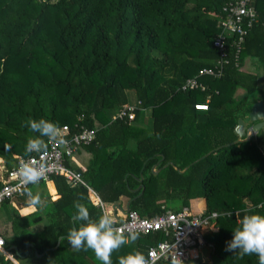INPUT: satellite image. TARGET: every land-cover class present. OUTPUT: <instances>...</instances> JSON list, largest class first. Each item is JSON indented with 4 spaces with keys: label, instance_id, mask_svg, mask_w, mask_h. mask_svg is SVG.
<instances>
[{
    "label": "trees",
    "instance_id": "1",
    "mask_svg": "<svg viewBox=\"0 0 264 264\" xmlns=\"http://www.w3.org/2000/svg\"><path fill=\"white\" fill-rule=\"evenodd\" d=\"M227 1L0 0L2 168L9 171L17 157L27 156V140L38 135L26 126L29 119L67 125L70 133L96 130L95 141L83 146L91 155L80 175L84 184L50 177L57 198L45 208L47 224L39 232L29 227L41 221L40 207L24 217L11 207L12 202L27 205L24 190L0 204L11 224V236L3 240L13 260L102 264L92 250L77 251L67 240L69 230L80 227L73 220L75 200L84 197L91 219L103 215L90 202L89 187L102 203L125 197L129 211L145 218L180 212L190 199L203 198L204 212L218 213L217 230L204 235L207 260L199 255L185 264H259L256 255L237 259L226 248L244 215H264V133L226 145L237 139V120H247L257 101L259 75L242 69L245 59L261 66L264 76V0H252L257 22L247 32L239 59L230 52L220 78L202 79L210 94L205 123L198 122L201 112L193 106L204 102L205 94L179 90L215 61L212 41ZM88 84L92 92L84 88ZM126 91L136 97L132 120L116 118L131 105ZM147 108L152 111L150 130L133 126ZM65 165L71 169L67 160ZM164 239L162 232L139 234L134 243L113 252V264L135 250L146 254ZM0 264L14 262L1 255Z\"/></svg>",
    "mask_w": 264,
    "mask_h": 264
},
{
    "label": "built area",
    "instance_id": "2",
    "mask_svg": "<svg viewBox=\"0 0 264 264\" xmlns=\"http://www.w3.org/2000/svg\"><path fill=\"white\" fill-rule=\"evenodd\" d=\"M220 17L218 33L212 41V48L217 53L215 61L210 66L200 68L179 88L181 92L199 91L205 94L204 102H197L193 105L194 109L199 112L208 110V100L210 99L207 85L203 83L202 79L220 78L229 63L230 52L236 61L239 59L247 32L257 22L252 0H228L221 7ZM135 108V105L123 106L116 114V118L132 120ZM61 129L62 139L65 143L49 142L48 154L43 157L35 153L31 154V157L45 161L48 166L46 176L40 183L49 180L52 176H63L68 182L84 184L81 176L75 170L69 169L65 165V161L79 148L93 143L96 130L81 128L79 131L70 133L67 125L62 126ZM29 158V155L17 157L14 168L9 171L0 169V204L21 194L24 190L23 187H18L20 177L16 175V172L21 161ZM87 190L92 205L99 207L103 215L106 214L104 203L101 202L97 194L89 187ZM217 216L216 212L193 214L187 208L176 213L168 211L153 218L141 217L136 212L129 211L121 221H115V225L124 230L123 234L136 232L146 235L162 232L167 239L149 246L145 256L149 257L151 253L152 264L158 262L174 264L176 257L182 261V264H185L198 258V250L204 245V235L209 231L217 230L215 225ZM0 251L3 252L5 259L12 260V256L4 248V240L1 237Z\"/></svg>",
    "mask_w": 264,
    "mask_h": 264
},
{
    "label": "clouds",
    "instance_id": "3",
    "mask_svg": "<svg viewBox=\"0 0 264 264\" xmlns=\"http://www.w3.org/2000/svg\"><path fill=\"white\" fill-rule=\"evenodd\" d=\"M26 126L38 133L35 137L27 140L25 154L29 155L28 160H22L16 175L20 177L18 187L24 188V195L28 204L32 207H43L45 200L39 195L27 189V185H39L48 171L47 163L31 157L35 153L41 157L48 154L49 142L65 143L62 139V129L58 123L46 119H29ZM46 138V139H45ZM84 197L73 202L76 209L73 220L80 222L79 228H72L67 235L68 243L77 251L92 250L102 264H113L111 259L113 252L119 251L123 246L134 243L139 234L129 232L125 236L124 230L115 225L113 218L107 214L101 215L97 220L90 217V212L85 203ZM233 238L227 242L226 251L234 252L237 259H243L248 255H256L259 264H264V215L246 214L240 219L238 226L232 231ZM149 257L139 250L128 253L118 258V264H152ZM174 264H182L176 257Z\"/></svg>",
    "mask_w": 264,
    "mask_h": 264
},
{
    "label": "crops",
    "instance_id": "4",
    "mask_svg": "<svg viewBox=\"0 0 264 264\" xmlns=\"http://www.w3.org/2000/svg\"><path fill=\"white\" fill-rule=\"evenodd\" d=\"M251 62H253L252 59L246 58L244 61V65L248 66ZM242 69H243V67H242ZM256 99L259 100V98H256ZM200 115H204V113L201 112ZM259 132H260V130H259ZM257 134H255L254 136H252L250 138H254ZM260 150L264 155V146L260 147ZM90 157H91L90 153L84 147H81L78 150H76L71 155V157H69L67 159V162H68L71 169L81 172L85 168ZM1 163H2V159H0V169L2 168ZM156 170H158L156 166L152 167V171H153L152 173L153 174L157 173ZM29 189L34 194H39L45 200V205L43 207H40L41 208L40 215L42 217L41 221L39 223L33 224L29 227V230L31 232H39L47 224V219H46L45 214H44L45 208L48 206L49 201H54L57 198V193H56L54 183L50 180H47L45 182H41V183H39V185H30ZM118 201H119V205H120L122 210L125 209L127 203L129 202L125 197H121ZM112 205L113 204H111V203H104V207H106L105 212L108 216L113 218L114 221H117L118 218H122L123 215L119 210H117V209L113 210ZM11 207L16 211V213L20 217L30 215L36 211V207L30 206L28 204V201H27V205L23 206V207H19L16 205L15 202H12ZM187 209L193 214L202 213L206 209V202L203 198H192L189 200V207ZM9 210H12V209L9 207ZM0 236H1V238L2 237L8 238L11 236V224L8 221V214L2 208H0ZM199 255H200V253H199ZM11 261H13L14 264H18L15 260H13V258Z\"/></svg>",
    "mask_w": 264,
    "mask_h": 264
},
{
    "label": "water",
    "instance_id": "5",
    "mask_svg": "<svg viewBox=\"0 0 264 264\" xmlns=\"http://www.w3.org/2000/svg\"><path fill=\"white\" fill-rule=\"evenodd\" d=\"M197 120L199 123H205L207 120V117L206 115H199ZM263 126H264V102L262 100H257L256 102L252 104L250 111L247 115V120H244L242 118H239L237 120V124L235 125L234 130H233L234 134L237 136V139L233 143L226 145V147L233 145V144H238L240 142L247 141L250 137L254 136L257 133V131ZM207 155L208 154L204 155L203 157ZM166 165H172V163L169 162ZM156 171L158 172V170ZM76 172L79 175H81L80 171H76ZM139 189H141L140 193H142L144 189V185L141 184L139 186ZM112 207H113V210L115 209L119 210L122 213V215H126L129 212V202L127 203L124 210L121 209L119 205V201L114 202ZM121 220L122 218H118V221H121ZM59 242H60V238L57 241V245L59 244ZM11 248L16 250V247L14 246ZM6 250L9 252L10 249H6ZM1 255H3L2 251H0V256Z\"/></svg>",
    "mask_w": 264,
    "mask_h": 264
},
{
    "label": "rangeland",
    "instance_id": "6",
    "mask_svg": "<svg viewBox=\"0 0 264 264\" xmlns=\"http://www.w3.org/2000/svg\"><path fill=\"white\" fill-rule=\"evenodd\" d=\"M246 66L247 65L243 66V70H249V71L255 72L259 75V87H258V91L256 92L255 95H256V98H259V100L264 101V76L262 75V72H261V70H262L261 66L260 67L257 66L254 62H251L247 67ZM85 87L89 92L93 91V87L91 85L88 84V85L84 86V88ZM236 92H237V95L242 93L241 90H237ZM126 96H127V101L129 104H131V105L136 104V97H135L134 92L126 91ZM115 114L116 113H115L114 109L110 110V115L112 118L115 117ZM151 119H152V111L150 108H147V109L142 111L140 118L136 122L133 123V126L143 128L145 130L146 129L150 130ZM261 130L264 133V127L261 128ZM128 145H129V148H132L134 146V140L131 139L129 141ZM105 209H106V207H105ZM2 238L4 239V237H2ZM198 251L200 253L201 259L203 261H206L208 251L205 248H200Z\"/></svg>",
    "mask_w": 264,
    "mask_h": 264
},
{
    "label": "flooded vegetation",
    "instance_id": "7",
    "mask_svg": "<svg viewBox=\"0 0 264 264\" xmlns=\"http://www.w3.org/2000/svg\"><path fill=\"white\" fill-rule=\"evenodd\" d=\"M263 127H264V126H263ZM263 127H262V128H263ZM259 130H261V128H260ZM259 130L257 131V133L259 132ZM257 133H256V134H257Z\"/></svg>",
    "mask_w": 264,
    "mask_h": 264
}]
</instances>
